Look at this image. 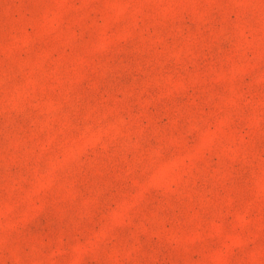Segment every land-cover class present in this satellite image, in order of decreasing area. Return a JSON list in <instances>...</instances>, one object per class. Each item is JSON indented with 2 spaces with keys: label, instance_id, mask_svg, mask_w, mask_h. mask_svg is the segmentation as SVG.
I'll list each match as a JSON object with an SVG mask.
<instances>
[{
  "label": "rangeland",
  "instance_id": "374dc122",
  "mask_svg": "<svg viewBox=\"0 0 264 264\" xmlns=\"http://www.w3.org/2000/svg\"><path fill=\"white\" fill-rule=\"evenodd\" d=\"M0 264H264V0H0Z\"/></svg>",
  "mask_w": 264,
  "mask_h": 264
}]
</instances>
